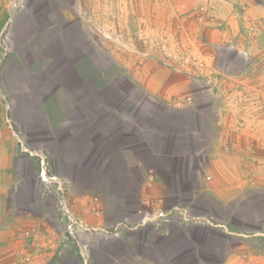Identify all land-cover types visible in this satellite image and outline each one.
Returning <instances> with one entry per match:
<instances>
[{
	"label": "rangeland",
	"instance_id": "rangeland-1",
	"mask_svg": "<svg viewBox=\"0 0 264 264\" xmlns=\"http://www.w3.org/2000/svg\"><path fill=\"white\" fill-rule=\"evenodd\" d=\"M14 2L0 0V137L15 155L0 171L6 245L28 243V228L40 240L45 227L55 242L47 264H264V194L222 204L205 190L219 128L213 105L228 101L214 84L229 80L214 70L235 75L246 63L202 44L209 25L213 37L247 7L21 0L14 13ZM244 29L264 38L256 24ZM205 53L221 57L199 67L209 77L197 69ZM41 160L50 183L39 179ZM63 202L85 226L69 250ZM5 260L17 262L0 251Z\"/></svg>",
	"mask_w": 264,
	"mask_h": 264
},
{
	"label": "crops",
	"instance_id": "crops-1",
	"mask_svg": "<svg viewBox=\"0 0 264 264\" xmlns=\"http://www.w3.org/2000/svg\"><path fill=\"white\" fill-rule=\"evenodd\" d=\"M239 1L240 5L244 4L247 7L246 11L237 19L229 17V21L224 22L220 29L214 30L217 34L213 37L210 36L213 29L209 25L206 39L202 44L204 47H229L241 56L244 64L246 63V67H243L242 71L235 73V75H225L219 69L218 71L213 69L216 74L229 80L222 81L228 88L214 84V90H217L218 87V93L225 91L228 94V101L224 105H213L214 108L220 107L217 108L219 110L218 118L214 122V125H218L219 128L215 132V140L213 141L216 145L211 148L209 154H206L209 161L205 170V190L211 195L220 197L222 204L235 198H241L242 202H245L246 195L250 192H254V195L264 194V38L263 36L259 39L254 38L257 33L252 38L248 35L242 37L240 34V29L243 31L245 27L253 24H256L257 30L262 33L264 30V6L258 0ZM211 2L208 5H211ZM225 4L231 9L230 1ZM229 11L224 12L222 16L228 15ZM231 31L233 36L230 34ZM200 57L205 60L203 63L221 58L218 56L215 58V56L207 53ZM197 69L200 70V73L203 71L199 67ZM203 72L209 77L213 71L205 68ZM214 79L217 80V77ZM220 79L222 80V78ZM1 138L0 171L13 167L15 159L14 151L5 152ZM39 223L45 226L44 220ZM28 229L31 231V228ZM42 230L46 232L40 233L42 236L40 240L36 241L39 233L32 234L31 238L33 239L31 241L29 240L31 238L27 239L28 243L21 244L24 246L20 248V245L17 249L12 247L10 243L6 245L8 236L0 230L1 253L5 256L7 251L16 255L17 262L11 264H47L53 260V258L51 259L53 254L51 249H53L55 242L50 239L51 232L47 231L45 227ZM80 232L76 234L77 237H79ZM72 241L69 240L68 243L72 244ZM66 248L71 249L69 245ZM20 251L23 253L22 255H19ZM147 260L143 257H134V261L127 264H148ZM4 262L10 264L6 260Z\"/></svg>",
	"mask_w": 264,
	"mask_h": 264
},
{
	"label": "built area",
	"instance_id": "built-area-1",
	"mask_svg": "<svg viewBox=\"0 0 264 264\" xmlns=\"http://www.w3.org/2000/svg\"><path fill=\"white\" fill-rule=\"evenodd\" d=\"M20 1L21 0H18V3H13L11 5V9L13 10L12 12L15 13V11L17 9H20L21 8V5H20ZM190 60V58H186L185 59V62H188ZM200 65V66H199ZM203 65V62L199 63L198 61V67H201ZM191 75H195V72ZM196 76V75H195ZM194 77V76H193ZM4 101V100H3ZM5 102V101H4ZM7 105V104H6ZM5 109V108H4ZM6 110H7V106H6ZM6 122L8 123V125L11 127L10 125V122L6 120ZM14 134V132H13ZM15 136V135H14ZM44 161L41 160V167H40V172H39V179L44 183H50L51 180H55V178H49L47 176V173H46V168L44 167ZM61 186L59 185L58 186V189H60ZM62 209H63V214H62V218L64 220H66V223L64 225V235L62 237V244H63V247H66L67 246V241L69 240H74L75 239V236L76 234L79 232V231H82L83 229H85V226L83 225V223L80 221V220H76V218L73 216V214L71 213L70 209L64 205V202L62 204ZM161 216V214L159 215ZM25 236L27 239L31 238L32 237V232L30 230H27L25 232ZM58 254L60 255L61 252L59 251Z\"/></svg>",
	"mask_w": 264,
	"mask_h": 264
}]
</instances>
